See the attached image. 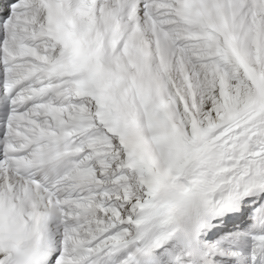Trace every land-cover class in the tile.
I'll use <instances>...</instances> for the list:
<instances>
[{
	"label": "snow or ice",
	"instance_id": "6c2138e0",
	"mask_svg": "<svg viewBox=\"0 0 264 264\" xmlns=\"http://www.w3.org/2000/svg\"><path fill=\"white\" fill-rule=\"evenodd\" d=\"M0 264H264V0H0Z\"/></svg>",
	"mask_w": 264,
	"mask_h": 264
}]
</instances>
